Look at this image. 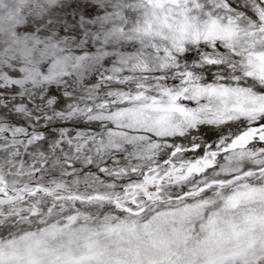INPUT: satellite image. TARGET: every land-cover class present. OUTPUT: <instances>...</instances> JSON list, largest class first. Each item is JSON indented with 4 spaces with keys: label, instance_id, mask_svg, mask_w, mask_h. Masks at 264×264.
Returning <instances> with one entry per match:
<instances>
[{
    "label": "snow or ice",
    "instance_id": "obj_1",
    "mask_svg": "<svg viewBox=\"0 0 264 264\" xmlns=\"http://www.w3.org/2000/svg\"><path fill=\"white\" fill-rule=\"evenodd\" d=\"M0 264H264V0H0Z\"/></svg>",
    "mask_w": 264,
    "mask_h": 264
}]
</instances>
